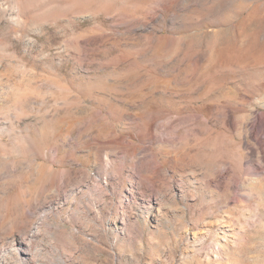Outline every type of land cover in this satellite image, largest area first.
Instances as JSON below:
<instances>
[{
	"label": "rangeland",
	"instance_id": "1",
	"mask_svg": "<svg viewBox=\"0 0 264 264\" xmlns=\"http://www.w3.org/2000/svg\"><path fill=\"white\" fill-rule=\"evenodd\" d=\"M0 264H264V0H0Z\"/></svg>",
	"mask_w": 264,
	"mask_h": 264
}]
</instances>
